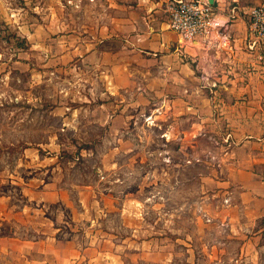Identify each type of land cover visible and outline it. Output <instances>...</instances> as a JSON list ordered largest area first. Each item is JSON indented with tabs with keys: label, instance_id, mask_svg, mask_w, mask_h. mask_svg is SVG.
Returning <instances> with one entry per match:
<instances>
[{
	"label": "rangeland",
	"instance_id": "obj_1",
	"mask_svg": "<svg viewBox=\"0 0 264 264\" xmlns=\"http://www.w3.org/2000/svg\"><path fill=\"white\" fill-rule=\"evenodd\" d=\"M99 7L0 0V210L29 237L101 238L118 264H233L217 211L228 198L208 178L214 149L168 141L170 121L153 120L148 99L110 93L111 66L83 41ZM36 25L42 34L22 37ZM261 248L243 264H264V238Z\"/></svg>",
	"mask_w": 264,
	"mask_h": 264
},
{
	"label": "crops",
	"instance_id": "obj_2",
	"mask_svg": "<svg viewBox=\"0 0 264 264\" xmlns=\"http://www.w3.org/2000/svg\"><path fill=\"white\" fill-rule=\"evenodd\" d=\"M98 1L99 22L85 27L83 41L88 57L99 53L97 64L111 66L105 69L113 74L108 90L148 99L153 120L170 121L168 141L175 132L179 142L192 137L212 146L208 178L228 198L217 209L218 222L227 227V243L238 247L228 257L233 264L257 260L264 238V61L247 48L243 11L262 0H214L216 25L193 44L168 29V0ZM232 6L241 9L233 20ZM38 28L22 37L34 39L42 34ZM70 36L75 42L76 35ZM109 43L119 47L107 50ZM108 56L119 60L104 62ZM6 215L0 210V229L13 220ZM19 222L0 232V264H118L101 238L38 227L34 231L42 236L29 237Z\"/></svg>",
	"mask_w": 264,
	"mask_h": 264
},
{
	"label": "built area",
	"instance_id": "obj_3",
	"mask_svg": "<svg viewBox=\"0 0 264 264\" xmlns=\"http://www.w3.org/2000/svg\"><path fill=\"white\" fill-rule=\"evenodd\" d=\"M239 11V7L232 6L230 18L236 19ZM167 13L168 29L177 34L184 44H193L207 37L216 25L215 11L208 0H168ZM243 14L246 15L248 27L247 48L258 61H264V0L244 9Z\"/></svg>",
	"mask_w": 264,
	"mask_h": 264
},
{
	"label": "water",
	"instance_id": "obj_4",
	"mask_svg": "<svg viewBox=\"0 0 264 264\" xmlns=\"http://www.w3.org/2000/svg\"><path fill=\"white\" fill-rule=\"evenodd\" d=\"M209 4L213 5L214 4V0H208Z\"/></svg>",
	"mask_w": 264,
	"mask_h": 264
}]
</instances>
